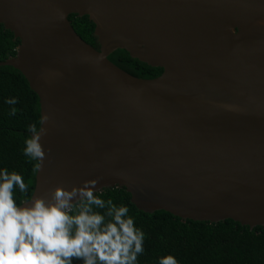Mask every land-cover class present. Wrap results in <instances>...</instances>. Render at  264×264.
I'll return each instance as SVG.
<instances>
[{
    "label": "water",
    "instance_id": "95a60500",
    "mask_svg": "<svg viewBox=\"0 0 264 264\" xmlns=\"http://www.w3.org/2000/svg\"><path fill=\"white\" fill-rule=\"evenodd\" d=\"M0 24L19 40L0 67L50 117L28 201L97 181L143 213L264 227V0H0ZM117 50L161 75H129Z\"/></svg>",
    "mask_w": 264,
    "mask_h": 264
},
{
    "label": "trees",
    "instance_id": "16d2710c",
    "mask_svg": "<svg viewBox=\"0 0 264 264\" xmlns=\"http://www.w3.org/2000/svg\"><path fill=\"white\" fill-rule=\"evenodd\" d=\"M74 32L91 48L99 50L94 36V24L87 16L69 15ZM19 40L0 24V62L16 54ZM108 60L119 69L138 79L151 80L161 75V68H153L132 59L124 50H117ZM17 103L9 105L8 99ZM12 108L17 109L11 115ZM40 127V107L37 95L20 72L12 67H0V171L20 174L28 192L21 194L18 186L14 197L18 205L28 201L35 187V165L38 163L24 154L25 141L31 137V124ZM105 201L111 199L117 206H127L135 226L144 232V252L137 264H159L161 258L172 255L178 264H264V227L252 230L232 220L218 224L182 222L164 211L152 214L138 211L124 189H108L97 194ZM104 212L105 209H97ZM73 264H83L73 260Z\"/></svg>",
    "mask_w": 264,
    "mask_h": 264
},
{
    "label": "clouds",
    "instance_id": "9594fccd",
    "mask_svg": "<svg viewBox=\"0 0 264 264\" xmlns=\"http://www.w3.org/2000/svg\"><path fill=\"white\" fill-rule=\"evenodd\" d=\"M14 105L17 100L6 101ZM17 109L12 108L11 115ZM50 120L43 114L40 124L33 123L25 141L24 154L38 161L41 170L47 153L41 143ZM48 151H51L49 149ZM97 181L81 185H58L47 196H35L19 206L14 197L18 186L28 192L23 177L0 171V264H137L144 252V232L135 226L127 206L105 201L96 192ZM97 209H105L101 212ZM159 264H178L168 255Z\"/></svg>",
    "mask_w": 264,
    "mask_h": 264
}]
</instances>
